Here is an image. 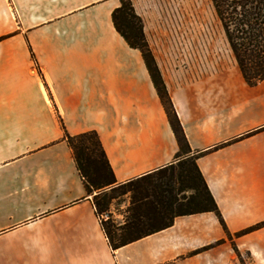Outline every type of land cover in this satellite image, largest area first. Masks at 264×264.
I'll return each instance as SVG.
<instances>
[{
	"label": "crops",
	"instance_id": "0c3cea01",
	"mask_svg": "<svg viewBox=\"0 0 264 264\" xmlns=\"http://www.w3.org/2000/svg\"><path fill=\"white\" fill-rule=\"evenodd\" d=\"M119 6L0 0V38L9 36L0 42V264H264V228L234 236L264 222V81L249 87L241 74L229 85L234 105L165 79L194 152L263 128L197 160L233 239L202 213L110 247L65 131H97L118 183L172 164L179 151L141 52L115 29Z\"/></svg>",
	"mask_w": 264,
	"mask_h": 264
},
{
	"label": "trees",
	"instance_id": "16d2710c",
	"mask_svg": "<svg viewBox=\"0 0 264 264\" xmlns=\"http://www.w3.org/2000/svg\"><path fill=\"white\" fill-rule=\"evenodd\" d=\"M119 2L120 6L112 13L115 29L132 49L141 52L176 137L179 151L172 164L118 183L97 131L75 136L65 131L64 140L73 153L87 194L93 197V204L109 245L116 251L172 227L178 217L202 213L215 214L232 240L233 236L227 229L197 160L207 152L252 136L263 128L213 149L194 152L149 48L143 20L136 13L132 0ZM211 3L243 80L249 87L258 86L264 81V0H211ZM8 37H1L0 42ZM59 121L65 129L61 118ZM121 196L129 198L122 223L115 219L112 211L113 202ZM104 215L107 216L106 219H103ZM262 228L264 222L246 228L234 236L239 238ZM211 247L207 246L193 254Z\"/></svg>",
	"mask_w": 264,
	"mask_h": 264
},
{
	"label": "rangeland",
	"instance_id": "374dc122",
	"mask_svg": "<svg viewBox=\"0 0 264 264\" xmlns=\"http://www.w3.org/2000/svg\"><path fill=\"white\" fill-rule=\"evenodd\" d=\"M137 6L164 81L197 85L206 102L234 105L235 88L229 85L240 72L211 0H137ZM128 204V196L113 202L116 220L124 221Z\"/></svg>",
	"mask_w": 264,
	"mask_h": 264
}]
</instances>
